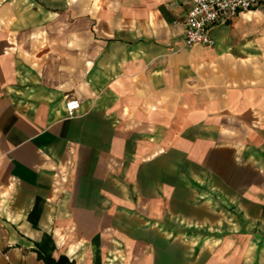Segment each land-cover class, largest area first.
Returning a JSON list of instances; mask_svg holds the SVG:
<instances>
[{
    "label": "crops",
    "instance_id": "crops-1",
    "mask_svg": "<svg viewBox=\"0 0 264 264\" xmlns=\"http://www.w3.org/2000/svg\"><path fill=\"white\" fill-rule=\"evenodd\" d=\"M188 3L0 0V264H264V2Z\"/></svg>",
    "mask_w": 264,
    "mask_h": 264
},
{
    "label": "built area",
    "instance_id": "built-area-1",
    "mask_svg": "<svg viewBox=\"0 0 264 264\" xmlns=\"http://www.w3.org/2000/svg\"><path fill=\"white\" fill-rule=\"evenodd\" d=\"M188 9L184 19V42L186 46H209L213 44L211 31L238 13L251 11L264 0H187ZM81 102L71 98L65 104L67 118L75 117Z\"/></svg>",
    "mask_w": 264,
    "mask_h": 264
},
{
    "label": "trees",
    "instance_id": "trees-1",
    "mask_svg": "<svg viewBox=\"0 0 264 264\" xmlns=\"http://www.w3.org/2000/svg\"><path fill=\"white\" fill-rule=\"evenodd\" d=\"M39 258L45 264H73L65 256H62L58 260H55V259H52V258H48L45 255H43L41 252H39Z\"/></svg>",
    "mask_w": 264,
    "mask_h": 264
},
{
    "label": "rangeland",
    "instance_id": "rangeland-1",
    "mask_svg": "<svg viewBox=\"0 0 264 264\" xmlns=\"http://www.w3.org/2000/svg\"><path fill=\"white\" fill-rule=\"evenodd\" d=\"M200 236V238L202 239V240H204L207 236H211V235H209V234H202V235H199ZM206 240V239H205Z\"/></svg>",
    "mask_w": 264,
    "mask_h": 264
}]
</instances>
